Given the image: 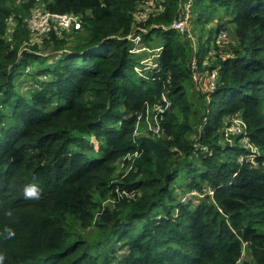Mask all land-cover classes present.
<instances>
[{"label": "trees", "instance_id": "1", "mask_svg": "<svg viewBox=\"0 0 264 264\" xmlns=\"http://www.w3.org/2000/svg\"><path fill=\"white\" fill-rule=\"evenodd\" d=\"M144 2L0 0L3 264H236L243 248L244 262L264 264V0H192L193 29L231 37L200 66L219 67L206 95L191 79V40L170 28L179 0L140 24L143 45L162 50L157 69L135 70L146 53L127 36ZM39 6L80 18L79 30L44 35L65 49L53 61L33 51L42 44L23 50ZM197 42L201 64L208 46ZM162 94L164 135L135 136ZM235 114L243 130L227 133ZM33 182L39 199L24 195ZM191 190L205 193L184 200Z\"/></svg>", "mask_w": 264, "mask_h": 264}, {"label": "built area", "instance_id": "2", "mask_svg": "<svg viewBox=\"0 0 264 264\" xmlns=\"http://www.w3.org/2000/svg\"><path fill=\"white\" fill-rule=\"evenodd\" d=\"M191 3L192 0H179L178 3V11L179 16L173 19L170 24V28L178 31L180 34L188 35L190 33V18H191ZM163 10V0H145L143 6L138 7L136 12L133 13L135 17V24L133 31L127 36V38L132 43L131 52L133 54H142L146 53L149 54V51L153 52L150 56H144L139 60V65L135 66V70L138 72L139 75L146 77V71H151L153 68H158L159 56L162 50L161 45L157 46L156 48L150 47L152 50L149 49V46L143 45L141 40V33L140 32H147L144 27H141L140 24L147 20L148 16L153 13H158ZM58 27V28H56ZM162 28L166 29L162 24H153L150 28ZM27 28L29 31V43H41L44 38V35L50 32L53 28L56 30H79L81 28V22L78 14L75 13H55L45 10L42 7H37L33 10L30 18L27 21ZM58 32V31H57ZM60 36V33H57ZM187 36V37H188ZM190 37V36H189ZM188 37V38H189ZM33 39L37 41H33ZM191 42L193 38H190ZM222 42L226 41V38L221 40ZM193 45V42H192ZM197 49L193 45L192 55L189 59V69L192 82L194 84L195 89L198 92L209 94L211 93L216 87V79L218 76L219 67H205L201 69L200 66L204 67L209 64V61L212 60L215 50L209 49L207 50V54L204 55L201 64H199L197 56ZM224 58V57H223ZM170 100L164 95H161L160 101L157 103L148 104L145 103V109L148 111L150 109L154 115L145 121L146 130L148 131L151 137H162L164 135V129L162 127V120H163V113L169 108ZM144 112L137 115V121L135 124V129L133 134L137 136V128L139 126V122L143 116ZM237 116L241 121V129L235 132H230L231 134L241 133L243 130V123L239 115L235 114L232 117ZM232 125V124H231ZM230 126V125H228ZM229 133V132H227ZM243 143L247 146H251L249 144L248 138L243 136L242 139ZM254 150V154H256V149ZM139 153L135 152L132 156L127 154L126 156L122 157V160L117 162L120 167L125 165V161H129L135 158ZM120 169V168H119ZM206 190V189H205ZM119 196L131 198L135 195L134 190H121L118 191ZM197 192L194 191L192 194H196ZM205 192H202L203 195ZM118 196V197H119ZM107 201L114 202V199H108ZM245 248L242 249L241 258L244 256ZM241 258L239 259L241 261ZM238 260V261H239ZM236 262V264L238 263Z\"/></svg>", "mask_w": 264, "mask_h": 264}, {"label": "rangeland", "instance_id": "3", "mask_svg": "<svg viewBox=\"0 0 264 264\" xmlns=\"http://www.w3.org/2000/svg\"><path fill=\"white\" fill-rule=\"evenodd\" d=\"M152 25L154 23H151ZM148 27H146L145 29L147 30ZM211 30H212V33H211V36L208 35V28H205L203 29L202 31H198L196 29H193V26L190 27V33H189V40L190 38H193L192 42H193V45L195 47H197V51H198V42H197V38H200L201 41H204L205 45L208 46L206 49H214V45H220V43L222 42L221 40L223 38H227L228 39V36H229V33H227L225 31L224 28H221L219 29L218 31H216V26L215 24H211L210 26ZM70 35V34H69ZM68 35V36H69ZM207 36H209L208 38H206ZM230 37V36H229ZM231 38V37H230ZM33 41H37L35 39H33ZM35 44H42L40 46L37 47V49H34L33 51L37 54H41V55H46L47 57H49L50 55L52 56L51 57V60L53 61V57L55 54H59V51H63L65 50L64 48H56L53 44H54V41L51 40V42L49 44H46L45 41L43 43V40L41 41V43H29L27 42V44L23 47V50H29L28 46L30 45H35ZM150 50H152L150 47H149ZM153 52L149 51V54H145L146 56L147 55H151ZM204 55H206L207 53H203ZM203 55V56H204ZM224 56H226V54H224ZM137 65H139V60H138V63ZM25 83V81H24ZM27 85V83H25ZM24 84V86H25ZM26 88V86H25ZM154 115V113H152V111L150 109H148V111L144 110V114L139 122V126L137 128V136H150L148 131L146 130V125H145V121L146 119L152 117ZM229 121H231V123L229 124L230 126H226L225 127V132H235V131H238L239 129H241V121L239 120V118L237 116L235 117H230L229 118ZM232 124V125H231ZM151 137V136H150ZM94 145H96V143L93 141ZM196 190H191V191H188L186 192L184 195H183V199H187V198H191V197H195V196H198V197H201L202 194L199 193L198 191H196V195L193 196L192 192H194ZM125 253V249H122L118 252V255H122ZM246 256V252L244 253V256L241 258V261L239 260L237 264H252V263H248V262H244L243 261V258H245Z\"/></svg>", "mask_w": 264, "mask_h": 264}, {"label": "clouds", "instance_id": "4", "mask_svg": "<svg viewBox=\"0 0 264 264\" xmlns=\"http://www.w3.org/2000/svg\"><path fill=\"white\" fill-rule=\"evenodd\" d=\"M196 49H197V47H196ZM207 50H206V52H207ZM24 195L28 199H39V197L41 195V188H40L39 184L35 183V182L27 184L24 188ZM0 264H3V258L2 257H0Z\"/></svg>", "mask_w": 264, "mask_h": 264}]
</instances>
